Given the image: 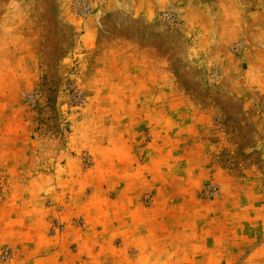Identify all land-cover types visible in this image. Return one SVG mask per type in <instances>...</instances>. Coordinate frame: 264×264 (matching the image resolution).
<instances>
[{
    "label": "crops",
    "instance_id": "0c3cea01",
    "mask_svg": "<svg viewBox=\"0 0 264 264\" xmlns=\"http://www.w3.org/2000/svg\"><path fill=\"white\" fill-rule=\"evenodd\" d=\"M14 1L18 0H0V181L6 188L0 209L2 241L31 250L37 256L35 262L44 264L57 256L60 264H198L197 258L214 256L222 258L219 264H231L230 258L241 252H232L225 245L211 247L212 202L200 200L198 195L215 174L225 185L234 181L212 165V158L203 154L194 158L189 152L183 155L184 107L179 104L168 111L166 104V97H182L183 92L168 81L175 79L159 66H165L166 60L147 59L137 46H129L133 47L129 69L121 75L130 84L117 94L128 99L116 106L111 132L99 126L97 131L84 133L86 128L76 124L62 152L64 164L54 167L55 156L48 153L47 168L37 166V152L23 148L33 141L30 123L24 118L22 92L24 82L32 87L39 80L38 42L32 29L21 22L25 13L15 8ZM155 1L161 0H109L107 14H117L125 6L133 15L141 14L143 9L150 11ZM98 15L82 23L85 33L81 39L91 51L81 65H88L87 76L94 80L101 71L90 68L102 65L95 50L126 48L119 43L104 44L107 25L101 23L102 14ZM33 50L34 58L28 53ZM118 55V51L114 53L116 61ZM110 66L112 79H123L119 62ZM192 109V113H201ZM171 128L173 138L166 134ZM171 143L175 153L167 154ZM196 160H204L205 166L199 169L196 163H189ZM196 177L201 178L198 183ZM88 187L94 190L89 196ZM153 191L152 204L146 206L145 198ZM83 213L87 214L86 232L73 227L74 218ZM55 219L67 226L68 237L61 247L55 244L59 236L51 235Z\"/></svg>",
    "mask_w": 264,
    "mask_h": 264
},
{
    "label": "rangeland",
    "instance_id": "374dc122",
    "mask_svg": "<svg viewBox=\"0 0 264 264\" xmlns=\"http://www.w3.org/2000/svg\"><path fill=\"white\" fill-rule=\"evenodd\" d=\"M72 1H14L15 8L25 13L21 22L32 29L31 35L38 42L40 72L35 85H23L24 118L30 123L33 141V145L23 148L27 152L30 147L35 150L37 166L45 170L48 153L55 156L54 167L64 164L62 152L76 124L86 128L84 133L97 131L99 126L111 132L116 106L128 99L117 95L130 84L121 75L127 73L132 58L133 47H128L137 46L147 59L166 60L165 66H159L175 79L168 81L183 92L182 97H166L168 111L179 104L184 107L183 155L189 152L194 158L200 154L212 158V165L223 169L234 181L225 185L215 174L200 189V200L214 202L213 206L209 204L214 216L211 247L225 245L232 252H241L230 258L231 264H264V0H161L141 14L133 15L134 11L125 6V10L111 16L107 5L101 4L89 19L102 14L101 23L108 30L102 38L104 44L119 43L126 48L95 50L94 54L102 57V65L90 68L101 71L95 80L87 76L88 65H81L91 52L81 40L85 33L82 23L89 19H80L73 13ZM164 13L175 21L165 20ZM117 51L118 61L114 56ZM30 52L34 58L36 52ZM112 62H119L123 79H112ZM32 93L38 98L28 106L25 96ZM75 93L85 97L86 105L76 104ZM192 107L201 113H192ZM169 133L175 136L173 128L166 130ZM167 148V154L175 153L174 144ZM86 162L91 167L87 157ZM189 163H196L199 169L205 166L204 160ZM48 164L51 167L52 162ZM183 167L185 172L186 161ZM200 179L196 177V182ZM0 184L4 189L1 209L6 188L2 181ZM211 188L217 190L216 195L208 194ZM93 193V187H88L87 196ZM154 197L155 191L146 196L145 205L150 206ZM56 221L62 229L51 235L59 236L55 244L61 247L68 237L67 226ZM73 227L86 232L87 214L74 218ZM5 249L12 253L10 260L3 258ZM30 252L0 238V264H44L35 262L37 256ZM59 259L52 257L49 264H60ZM212 259L214 264L222 261L219 256L199 257L197 263Z\"/></svg>",
    "mask_w": 264,
    "mask_h": 264
},
{
    "label": "built area",
    "instance_id": "2783aa9c",
    "mask_svg": "<svg viewBox=\"0 0 264 264\" xmlns=\"http://www.w3.org/2000/svg\"><path fill=\"white\" fill-rule=\"evenodd\" d=\"M109 0H73L71 2V8L73 10V13L80 19L86 20L91 18L95 11L96 8L99 5H107ZM164 19L170 21H175V19L167 13L163 14ZM26 98V102L28 104V106L34 105L37 101L38 95L37 94H28L25 96ZM75 100H76V104L80 105V106H84L87 103V100L85 99V97L81 94V93H75ZM217 190L215 188H211L208 191V194L210 196L216 195ZM4 197V189L3 186L0 184V202L2 201ZM62 229L61 223L59 221H56L53 223L52 226V230L51 233L52 234H57L58 232H60ZM3 258L4 260H10L12 258V253L8 250L5 249L3 251Z\"/></svg>",
    "mask_w": 264,
    "mask_h": 264
}]
</instances>
